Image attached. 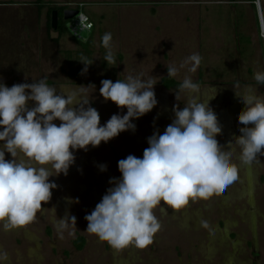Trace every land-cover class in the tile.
<instances>
[{"label": "rangeland", "instance_id": "rangeland-1", "mask_svg": "<svg viewBox=\"0 0 264 264\" xmlns=\"http://www.w3.org/2000/svg\"><path fill=\"white\" fill-rule=\"evenodd\" d=\"M124 1L133 4L134 32H131L130 37L124 32L125 35H119L120 40L113 39L116 66L106 64L103 59L106 49L102 41L97 42L90 47L91 56L85 54L94 60L93 64L87 73L79 74L77 82L70 81L68 85H62L59 83L62 80L60 76L67 79L68 74L52 72L47 78L55 83L49 85L75 87L74 84H94L96 91L93 93L92 106L100 114L101 125L113 114L126 113V109L117 108L113 102H106L99 95L104 79L115 82L117 79H126L130 74L153 79L157 82L154 91L158 104L151 112L133 121L135 131L122 132L107 143L101 142L98 147L89 146L87 151H76L75 163L67 176L50 178L58 188L53 190L50 202H42V208L46 209L37 213L34 222L10 231L0 229V249L8 253L7 264H264V156H258L259 160L251 165H244L240 162L238 148L233 155V162L239 168L238 179L222 192L190 200L183 209L173 210L167 205L155 209L162 227L155 234L154 242L146 248L131 244L123 249H114L86 231L87 221L84 217L94 210L106 189L111 186L109 179L120 176L118 161L129 154L142 157L143 150L148 147L147 138L157 129L162 134L171 123L173 106L180 103L183 107L186 103L183 93L176 101L175 92L178 88L166 89L160 84V79L167 75L163 62L164 48L160 47V39L165 36L160 6L169 9L166 8L163 18L179 20L174 26L179 24L180 30L185 28L183 34H186L188 41L195 38L191 45H195V49L190 52L194 51L192 54L198 53L202 57L199 67L203 71L201 87L211 86L218 90L210 106L222 127V133L217 136L221 145L226 144L230 137L239 136V128L243 127L238 123L237 115L245 106L235 98L232 85L239 81L241 87H258L257 95L264 96V86H257L254 80L257 71H264V10L257 3L255 11L259 17V29L251 10L245 8L246 4H238L240 7L236 11L241 13H238V22L233 15L235 11L232 12L227 4H208V0ZM50 3L58 4L59 1L50 0ZM171 3L174 5L171 6ZM245 11L248 13L246 18ZM107 14L116 17L115 13ZM233 18L234 26L231 21ZM140 19L142 22H139ZM112 23L108 26L115 29V23ZM200 29L205 33L200 35ZM181 33L182 30L175 34L172 31L171 35L177 41L176 36ZM210 33L212 39L208 38ZM234 36L237 47L234 45ZM207 65H211V72ZM80 67L82 72L84 65L81 62ZM199 68L196 73L187 74L182 69L175 78L182 81L185 76H190L196 82ZM27 81L30 80L22 78L19 83ZM91 91L93 89L90 88ZM6 159H10L7 153ZM102 164L107 166L104 172L99 169ZM69 199H78L79 202L69 203ZM52 208H55L58 218H63L66 212L76 217L74 236L66 231L61 238L52 223ZM202 220H207L209 227L203 226ZM78 236L85 239L82 249L74 245Z\"/></svg>", "mask_w": 264, "mask_h": 264}, {"label": "clouds", "instance_id": "clouds-1", "mask_svg": "<svg viewBox=\"0 0 264 264\" xmlns=\"http://www.w3.org/2000/svg\"><path fill=\"white\" fill-rule=\"evenodd\" d=\"M264 10V0H256ZM112 34L105 33L102 46L104 61L116 66ZM94 60L81 57V74ZM202 57L194 53L179 65L167 66V76L176 77L182 69L196 73ZM257 86H264V71L254 74ZM153 79L128 75L126 79L101 81L99 95L126 113L113 114L105 124L92 106L94 84L75 87L49 85L47 78L31 83L0 82V229L10 231L34 222L42 213V202L52 199L58 185L53 177L67 176L75 163V152L98 147L125 131H135L134 120L151 112L158 104ZM93 91L89 92V89ZM235 98L244 109L237 115L240 135L221 145L217 136L222 127L210 102L218 94L215 87L202 88L185 76L175 92L178 102L183 93L186 103L173 106L171 123L147 138L142 157L129 154L118 161L119 178H110L94 210L84 218L86 231L107 242L114 249L131 244L146 248L154 242L162 225L155 209L167 205L180 210L195 198H207L224 191L238 179L239 168L233 155L239 149L244 165L264 156V96L258 87L232 85ZM56 121H59L57 124ZM6 153L10 159H6ZM101 172L106 165H99ZM78 203L77 200H68ZM52 223L63 238L64 232L75 235L76 217L67 212L58 218L55 208ZM202 225L209 227L207 220ZM8 253L0 249V264H7Z\"/></svg>", "mask_w": 264, "mask_h": 264}, {"label": "crops", "instance_id": "crops-1", "mask_svg": "<svg viewBox=\"0 0 264 264\" xmlns=\"http://www.w3.org/2000/svg\"><path fill=\"white\" fill-rule=\"evenodd\" d=\"M34 1L0 0V82L5 83L8 87L19 83L22 78L30 80L27 81L28 83H31L32 80L38 81L41 78H47V75L52 74V72H58L59 75L68 74L69 78L67 79L63 75L60 76L62 80L59 83L61 82L62 85H68L70 81L77 82L76 79L81 73L80 58L86 57L85 54L90 57V47L97 42H101L100 39L105 33L110 32L114 40H120L119 35H125L124 32L127 33V37H130L131 32H134L133 24L135 20L132 17L134 11L131 6L133 4L124 0H58L59 3H56V5L59 6L68 8L79 6L82 12L85 10L84 13L93 23V27L89 31L83 32L86 35H82L80 39L69 32L59 35L57 28L53 29L50 23L48 25L47 6L38 9ZM44 1L50 2V0ZM171 4V6L174 5ZM166 8L168 9V7L160 6L161 21L164 20L162 31L165 34L160 39V47L164 48L163 62L166 64L165 69L169 65L182 63L194 52L190 51L195 49V45L191 46L195 38L193 37L191 42L188 41L185 37L186 34H183V32H186L185 28H182V33L176 36L177 41L173 39L172 31L173 34L176 31H181L179 24L174 26V23L179 22V20L176 21L169 17L163 18L166 14ZM236 10V8L231 10L232 12L235 11L233 12L234 16L240 13ZM107 12L115 13L116 17H109L108 14L106 15ZM126 15L129 16L124 17ZM106 18L109 19L106 20ZM234 20V18L231 20L233 26L235 25ZM102 21L104 24H102ZM112 22L115 23V29L108 26ZM139 22H142V20L140 19ZM168 26H171V28ZM122 27L124 30H122ZM198 29L199 27H197ZM201 29L200 35L203 32L205 33ZM182 34L183 36H181ZM209 37L212 39L211 33ZM234 40V45L237 47L235 36ZM207 69L211 72V65H207ZM183 73L187 74L189 72L184 69ZM198 73L199 79L196 82L201 83L200 77L203 74L201 68H199ZM175 79L182 82L177 78ZM47 82L49 84L55 83L48 78Z\"/></svg>", "mask_w": 264, "mask_h": 264}, {"label": "trees", "instance_id": "trees-1", "mask_svg": "<svg viewBox=\"0 0 264 264\" xmlns=\"http://www.w3.org/2000/svg\"><path fill=\"white\" fill-rule=\"evenodd\" d=\"M34 3H35V5L38 8H42L44 6H47V8H48V11H47L48 25H49L50 20H51V12H52V10L56 9L58 11V24H57V32H58V34L59 35H63L65 33L69 32V29L67 27V23L69 22V20L65 21L63 19V11L65 9H67L68 7L52 4V3L46 2L44 0H36ZM75 8L79 9L81 11L79 6H77ZM165 71H166V74H167V68L165 69ZM180 83L181 82L177 81L175 78H169L167 75L163 76L160 79V84L166 89L179 88ZM84 244H85V239L82 236H78L74 240V245H75V247L77 249H82Z\"/></svg>", "mask_w": 264, "mask_h": 264}, {"label": "built area", "instance_id": "built-area-1", "mask_svg": "<svg viewBox=\"0 0 264 264\" xmlns=\"http://www.w3.org/2000/svg\"><path fill=\"white\" fill-rule=\"evenodd\" d=\"M67 27L72 35L80 39L83 32L89 31L93 27V23L84 12L80 11L74 18L69 20Z\"/></svg>", "mask_w": 264, "mask_h": 264}, {"label": "flooded vegetation", "instance_id": "flooded-vegetation-1", "mask_svg": "<svg viewBox=\"0 0 264 264\" xmlns=\"http://www.w3.org/2000/svg\"><path fill=\"white\" fill-rule=\"evenodd\" d=\"M207 3L208 4H218V5L227 4L230 9L231 8L232 9L233 8L237 9V7H240L238 4H246L247 7H245V8L251 10L252 17H253V19L255 21V24H256L257 28L259 29V26H260V24H258V21H259L258 18L259 17L257 16V13L255 11V9H256V7H255L256 0H247V1H243V0H208ZM245 13H246L245 16L244 15L243 16L246 18L248 13H247V11H245ZM236 19H238V22H239L238 14L236 16ZM258 39H260L261 45H263L262 38L259 37ZM248 72H249V70H248ZM250 74H252L251 71H250Z\"/></svg>", "mask_w": 264, "mask_h": 264}, {"label": "water", "instance_id": "water-1", "mask_svg": "<svg viewBox=\"0 0 264 264\" xmlns=\"http://www.w3.org/2000/svg\"><path fill=\"white\" fill-rule=\"evenodd\" d=\"M80 12L79 9L76 8H67L63 11V19L68 21L74 18ZM51 27L53 29L57 28L58 24V11L56 9L52 10L51 12V20H50Z\"/></svg>", "mask_w": 264, "mask_h": 264}]
</instances>
